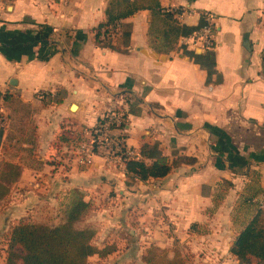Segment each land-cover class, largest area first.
Segmentation results:
<instances>
[{
  "label": "crops",
  "instance_id": "1",
  "mask_svg": "<svg viewBox=\"0 0 264 264\" xmlns=\"http://www.w3.org/2000/svg\"><path fill=\"white\" fill-rule=\"evenodd\" d=\"M160 3L190 25L202 10L215 13L212 82L183 53L184 35L167 52L149 46L148 8L123 19L131 31L127 49L119 51L94 41L106 0H0V93L9 116L1 140L19 137L28 121L34 128L32 152L17 155L32 161L20 162L3 207L7 232L16 217L34 219L42 208L43 215L57 217L62 194L78 187L91 202L78 225L95 226L97 247L114 246L88 259L148 264L141 256L155 245L168 256L178 249L189 264H241L230 246L251 216L244 198L264 196V0ZM179 8L185 11L178 14ZM115 108L124 111L122 137L134 151L130 156H139L143 142L158 141L170 159L187 155L194 161L127 183L125 161L103 144L88 163L77 161L75 142H60L59 152L47 156L59 130L90 139L97 119ZM251 174L257 177L251 180Z\"/></svg>",
  "mask_w": 264,
  "mask_h": 264
},
{
  "label": "trees",
  "instance_id": "2",
  "mask_svg": "<svg viewBox=\"0 0 264 264\" xmlns=\"http://www.w3.org/2000/svg\"><path fill=\"white\" fill-rule=\"evenodd\" d=\"M142 8H148L151 11L148 44L157 52L174 49L179 36L190 34L203 24L201 17L194 25L180 23L174 16V12L162 6L160 0H106L104 17L93 27L95 43L102 47L125 51L130 39L131 24L123 19ZM116 23H119L117 30H115ZM116 35L120 39L119 43L114 42ZM183 53L206 69L207 83L213 81L212 75L216 73V70L215 53L212 49L195 52L184 47ZM220 80L219 74L216 81ZM58 94L56 101H60L63 96L62 92ZM8 97L7 93L3 94L4 99ZM113 111H118V108ZM110 127L115 125L111 124ZM93 128L90 129L93 130ZM75 135H80V132L72 129L59 130L55 136L57 143L49 147L47 156H53L59 152V143L69 142ZM1 136L0 129V139ZM31 141L34 144V137ZM32 149L23 147L27 153H31ZM189 161H194V158L178 155L170 159L169 155L162 152L158 141H145L140 145L138 157L125 158L126 182L130 183L136 178L146 180L150 177H162L174 165ZM19 173V164L11 161L2 162L0 201L8 193L9 183L15 181ZM258 191L263 189L259 188ZM251 198L252 196L244 198L247 203L245 207H250L251 216L246 219L244 226L236 234L230 251L241 264H264V207L251 202ZM90 207L91 202L84 198V191L78 187H72L65 191L59 200L60 220L56 224L51 225L34 220L14 223L8 232L4 264H85L92 254L107 255L114 246L107 244L97 247L92 243L96 233L95 226L78 225ZM141 257L148 264H186L184 256L178 249H174L173 254L168 256L155 245L147 247Z\"/></svg>",
  "mask_w": 264,
  "mask_h": 264
},
{
  "label": "built area",
  "instance_id": "3",
  "mask_svg": "<svg viewBox=\"0 0 264 264\" xmlns=\"http://www.w3.org/2000/svg\"><path fill=\"white\" fill-rule=\"evenodd\" d=\"M185 11V8H179L178 14ZM215 13L211 10H202L200 17L203 20V24L188 35L182 36V44L185 47H190L193 50L204 51L206 49H212L215 45ZM119 28V23H116L115 30ZM264 65V55H263ZM125 115L122 111H109L102 114L96 121V124L90 132L91 143L95 142V147L86 144L85 142L77 143L79 163H88L89 156L98 145L103 144L106 150L110 154H114L120 159L125 161L127 156L133 155L134 151L127 148L123 144V132L125 124ZM9 122V116L7 111L2 105V94L0 93V129L4 130ZM111 124H114L119 129V134L115 135L111 132ZM256 201L260 206L264 205V196L256 198Z\"/></svg>",
  "mask_w": 264,
  "mask_h": 264
},
{
  "label": "rangeland",
  "instance_id": "4",
  "mask_svg": "<svg viewBox=\"0 0 264 264\" xmlns=\"http://www.w3.org/2000/svg\"><path fill=\"white\" fill-rule=\"evenodd\" d=\"M16 121L17 120H15V126H16ZM27 123L28 124L24 127L25 131L24 132L22 131L23 133H20L21 132V130H20L19 137H16L15 134H13L12 137H8V134H7L4 139H2V140L0 139V178L2 177L1 171H2V162L3 161H11V162L17 163V164H19L20 168H21L20 162L21 163H30L32 161L29 159H25L23 161L20 157H17V155L20 153V151L23 150V146L21 144L22 141L28 142V145L26 146V148H29V149L33 148V144H32L33 141H31V140L34 137V135H33L34 134V132H33L34 128H33V124L31 121H28ZM6 128H8V127H6ZM14 138H16V139L14 140ZM70 142H75V143L85 142L88 145L92 144V146H94V147L96 145L95 142L91 143L90 139L84 137L83 135H75V137L71 141H69L67 145H69ZM73 145H74V143H73ZM256 177L257 176L255 174H251V176H250L251 180H254ZM11 184H12V182L9 183L8 193L0 201V264H4L5 255H6V246H7V240H8V232H7L8 228L1 226L2 220H3V210H4L3 207H4V204L8 201L7 198L11 193V191H10ZM223 184L226 186L229 185V184H226L225 181L223 182ZM255 187H256V185L254 183L253 188L255 189ZM251 190H253L252 187H251ZM250 201L253 203H258L257 201H253V200H250ZM43 211H44V208H42V213L37 214L38 216L34 219L30 218L31 216H28L29 218L28 217H16V219L18 221H23V220L40 221V222H45V223H48L51 225L56 224L60 220L59 211L57 212V215H58L57 217L51 215V213H50V215L47 213L45 215H43ZM233 211H234L233 213L235 214V208L233 209ZM237 211H239V209ZM161 250H162V252L164 251L166 253V255H168L167 254L168 250L166 248H163ZM184 259H185L186 264H189V263H187V259H190V258L189 257L185 258V256H184ZM86 264H111V261L104 263L100 259L94 258V259H87Z\"/></svg>",
  "mask_w": 264,
  "mask_h": 264
},
{
  "label": "water",
  "instance_id": "5",
  "mask_svg": "<svg viewBox=\"0 0 264 264\" xmlns=\"http://www.w3.org/2000/svg\"><path fill=\"white\" fill-rule=\"evenodd\" d=\"M73 106H75V104H74V103H72V104H71V107H73Z\"/></svg>",
  "mask_w": 264,
  "mask_h": 264
}]
</instances>
